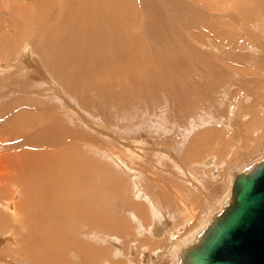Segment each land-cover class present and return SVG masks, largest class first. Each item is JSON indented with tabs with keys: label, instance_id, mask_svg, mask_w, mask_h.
Here are the masks:
<instances>
[{
	"label": "rangeland",
	"instance_id": "obj_1",
	"mask_svg": "<svg viewBox=\"0 0 264 264\" xmlns=\"http://www.w3.org/2000/svg\"><path fill=\"white\" fill-rule=\"evenodd\" d=\"M23 1L0 0V157L69 143L87 155L103 152L113 171L126 177L129 192L119 196L141 209L123 208L129 226L118 229L115 218V231L94 239L107 250L101 264H172L171 246L215 204L229 169L264 152V0H149L154 29L161 19L163 34L143 31V41L149 55L162 44L172 50L171 59L162 58L177 82L143 90L125 86L126 77L112 70L85 72L82 66L69 68L82 82H65L58 67L45 62L60 56L37 50L35 27L17 32L10 10ZM182 44L179 52L175 47ZM26 120L32 127L19 128ZM189 146H197L196 153ZM11 183L0 193V217L22 227L26 216L9 204L14 207L23 192ZM117 202L114 196L113 208ZM7 237L0 242V264H30ZM73 250L67 256L75 264H95Z\"/></svg>",
	"mask_w": 264,
	"mask_h": 264
},
{
	"label": "bare ground",
	"instance_id": "obj_2",
	"mask_svg": "<svg viewBox=\"0 0 264 264\" xmlns=\"http://www.w3.org/2000/svg\"><path fill=\"white\" fill-rule=\"evenodd\" d=\"M142 1L24 0L23 2L25 3L20 6L11 5L10 17H13L11 20L16 24L17 32L20 36L24 30L31 27L30 25L35 27L38 41L37 50L45 54L46 51H50L60 56V58L55 57L52 59L47 55L45 62L46 64L51 62V66L58 67V71L61 73L59 75L64 76L63 79L67 83L69 81H71L69 83H72V81L73 83L82 82L79 81L80 78L77 75L74 76L72 69L69 70L71 67L78 69L82 66L85 72L89 71L90 68L96 69V71L100 69V73L112 70L118 76H125V86L129 84L134 90H143L146 86L150 87L153 84L164 82H169L172 85L177 80V75L175 74L174 78L173 70L171 71L168 68L170 65L168 57L171 56L169 52L172 50L169 51L170 49L167 48L166 44H162V47L156 46V51L149 55L146 48L148 46L143 41L145 39L143 31L144 33L147 30L159 31V36L163 34V31L161 29V19L158 20V18V27L154 29L155 22L150 17L149 0ZM144 5L146 6V11L144 10ZM262 12H264V9ZM262 12L260 11L261 15ZM21 30L22 32L20 33ZM181 39L185 40L184 38ZM158 44L160 45L159 42ZM174 47L173 54L176 49L179 52L180 50L183 51L184 45H179V48L175 47L176 49ZM194 51H196V48ZM182 54L186 53L183 52ZM63 56L65 58L62 59ZM162 57L168 59L165 60L166 58ZM161 80L163 82H160ZM178 82H182V80ZM78 86L72 88L78 92ZM133 93L135 94L136 92ZM141 99L143 100V98ZM17 121L23 122L24 120ZM33 123L26 120L25 123L18 127L29 129L28 126L32 127ZM210 139L215 141L216 138ZM191 143L193 145V140ZM77 145L79 144L60 145L57 150L51 148H27L26 146L27 149L24 151L0 157V193L4 185H8L9 182H12L11 185L19 184L23 197L17 203H13L15 208L11 204L9 206L13 213L18 210L19 214L23 217L26 216L25 221L22 219V227L12 226L6 219L0 217V242L4 241L3 236L8 234L6 241L17 244V251L23 252L21 257L30 264H75L72 257L67 256L70 249H75L73 252H76V254H87L89 259L95 264H101V256L107 255V250L99 246L96 243L97 239H94L100 236V239L103 240V237H106L104 232L108 230L115 231L113 229H115L114 227L117 228L116 223L120 224L118 229H121V227L124 229L125 226H129L126 216L121 212L123 208L133 207L141 209L139 203L136 204L130 199H121L120 194L126 195L129 192L125 180L126 177L123 178L119 175V172L113 171L111 165L103 159V152L100 153L96 150L102 158H99L98 155H87L88 151L85 153L82 148L80 151V148L77 149ZM216 145L214 146L216 147ZM194 149L191 147L189 150L196 153ZM35 150L36 152H33ZM195 153L193 154L194 156L196 155ZM199 153L201 154V152H198L197 156ZM126 168L128 169V165ZM137 192L139 193V191ZM227 192L228 185L226 183L223 193L215 204L206 210L205 214L191 230L174 242L170 249L172 264H177L174 252L178 245L185 242L202 226L209 213L218 206ZM114 196H116L118 201L116 208L112 206ZM101 218L104 220L103 222L99 221ZM112 218L114 220L110 221ZM115 218L118 221L116 223L114 222ZM32 224L35 227L30 226ZM9 228H13V233H8L7 229ZM82 228L84 230H81ZM96 230L101 231L102 234L99 231L97 234ZM81 232L85 236V238L81 237L82 241L78 239V236H82ZM102 235L104 236L102 237ZM38 247L39 250L37 249ZM3 248L5 249L6 247ZM77 248L79 251H76Z\"/></svg>",
	"mask_w": 264,
	"mask_h": 264
},
{
	"label": "water",
	"instance_id": "obj_3",
	"mask_svg": "<svg viewBox=\"0 0 264 264\" xmlns=\"http://www.w3.org/2000/svg\"><path fill=\"white\" fill-rule=\"evenodd\" d=\"M228 192L174 252L177 264H264V153L229 170Z\"/></svg>",
	"mask_w": 264,
	"mask_h": 264
}]
</instances>
